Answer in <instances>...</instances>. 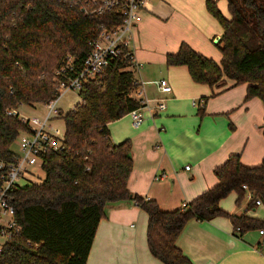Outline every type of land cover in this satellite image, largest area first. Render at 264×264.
Segmentation results:
<instances>
[{"label":"trees","instance_id":"16d2710c","mask_svg":"<svg viewBox=\"0 0 264 264\" xmlns=\"http://www.w3.org/2000/svg\"><path fill=\"white\" fill-rule=\"evenodd\" d=\"M226 2L229 17L214 0H205L206 10L222 29L216 43L219 61L181 43L176 52L166 54L165 64L183 65L194 82L215 88L224 87L226 80L246 84L244 99L257 97L262 104L264 137V0ZM113 22L108 14L85 15L52 0H34L29 8L22 0H0L1 160L12 159L10 146L27 128L17 113L6 111L20 104L44 103L57 95L66 77H54L52 70L63 63L66 53L76 70L100 26ZM127 65L115 59L102 74L82 82L79 101L62 115L64 149L42 154L44 178L8 188L4 198L13 208L12 219L19 231L0 244V264H86L105 205L126 198L146 213L148 250L164 264H192L176 244L190 219L225 216L241 232L264 231L263 219L245 212L229 213L219 206L231 192L239 206L244 200L242 184L264 206V156L259 164L246 166L239 153L230 154L213 169L217 183L185 207L163 210L154 199L129 191L130 140L113 143L107 129L109 122L139 105L134 96L138 83ZM255 205L252 199L247 208Z\"/></svg>","mask_w":264,"mask_h":264},{"label":"crops","instance_id":"0c3cea01","mask_svg":"<svg viewBox=\"0 0 264 264\" xmlns=\"http://www.w3.org/2000/svg\"><path fill=\"white\" fill-rule=\"evenodd\" d=\"M214 1L229 17L226 0ZM221 32L205 0H148L133 29L132 49L140 64L132 72L138 83L134 96L140 93L150 99L151 106L154 99L162 98L165 107L146 112L138 127L126 113L109 122L107 129L113 143L130 140L129 191L154 199L163 210L181 207L214 186L213 169L230 154L239 153L246 166L259 164L264 156L263 108L257 97L244 99L246 84L226 80L224 87L215 88L194 82L183 65L165 64L166 54L176 52L181 43L219 61L216 43ZM159 79L167 80L170 92L158 89ZM59 99L57 108L65 112ZM195 100L203 103L201 107L193 104ZM161 173L165 176L155 180ZM235 198L231 192L219 206L264 220L263 205L247 208L244 199L237 206ZM104 211L86 264H164L148 250L147 215L133 199L107 203ZM176 244L192 264H264V234L258 229L237 234L225 216L190 219Z\"/></svg>","mask_w":264,"mask_h":264},{"label":"built area","instance_id":"2783aa9c","mask_svg":"<svg viewBox=\"0 0 264 264\" xmlns=\"http://www.w3.org/2000/svg\"><path fill=\"white\" fill-rule=\"evenodd\" d=\"M23 6L29 8L34 0H22ZM77 8L85 15L102 16L105 14L113 17L115 22L101 25L97 37L90 42V50L84 58L83 63L75 70L73 58L69 53L64 56L63 63L52 70L54 77L63 76L65 80L60 81L57 95L43 103V115L25 117L20 116L16 108L8 109L7 114H18L19 119L26 124L25 131H21L15 140L18 142L20 152H14L10 161L0 159V237L8 238L12 233L19 231V226L12 219L13 208L4 198L10 186L16 185L19 179L28 172L29 167L36 166L42 169V154L46 151H61L64 149V136H55L47 130V122L50 118L62 116L57 108V101L64 92L68 90H79L83 81L102 74L106 66L115 59L126 62L127 69L134 72L139 67L134 51L132 49L133 29L140 18V12L145 8L148 0H52ZM117 19V20H116ZM74 72V76L69 75ZM55 79V78H54ZM161 92H170L171 86L167 80L156 81ZM139 105L128 111L134 127L140 126L145 118L146 112L150 110L159 111L164 109L165 103L162 98L154 99L150 105V99L138 95ZM79 101V100H78ZM194 105L200 107L201 102L195 100ZM75 105V104H74ZM74 105L72 108H74ZM70 108V109H72ZM188 169V166H185ZM33 174V173H32ZM165 174L154 176L155 180L161 179ZM24 179V178H23ZM244 199L249 202L255 200L256 205H261L259 199H255L253 192L247 184H242ZM146 199V197H145ZM134 203L137 205L136 201ZM187 202H182L185 207ZM7 217V219H5ZM239 234V227L234 228ZM259 234H264L263 229H258Z\"/></svg>","mask_w":264,"mask_h":264},{"label":"rangeland","instance_id":"374dc122","mask_svg":"<svg viewBox=\"0 0 264 264\" xmlns=\"http://www.w3.org/2000/svg\"><path fill=\"white\" fill-rule=\"evenodd\" d=\"M78 101V91L77 90H68L66 93L64 92L63 95L59 99V106L63 111L69 110L73 107V105ZM16 111L21 116L25 117H33V116H42L43 115V103L37 102L32 104H20L16 108ZM47 130L55 135V136H63L64 135V121L62 116L52 117L47 122ZM14 140L10 146L11 150L14 152H20L18 142ZM33 173V174H32ZM44 171L43 169L31 166L28 169V172L24 174L23 178L17 181V184L24 185L30 181L38 182L44 178ZM7 219V217H5ZM5 237H0V244L5 240Z\"/></svg>","mask_w":264,"mask_h":264}]
</instances>
